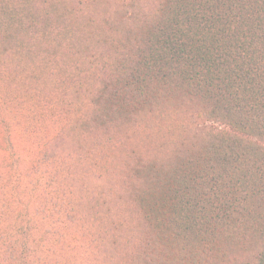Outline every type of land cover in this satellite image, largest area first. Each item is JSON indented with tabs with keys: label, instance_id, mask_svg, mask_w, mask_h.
Wrapping results in <instances>:
<instances>
[{
	"label": "trees",
	"instance_id": "obj_1",
	"mask_svg": "<svg viewBox=\"0 0 264 264\" xmlns=\"http://www.w3.org/2000/svg\"><path fill=\"white\" fill-rule=\"evenodd\" d=\"M0 264H264V0H0Z\"/></svg>",
	"mask_w": 264,
	"mask_h": 264
}]
</instances>
